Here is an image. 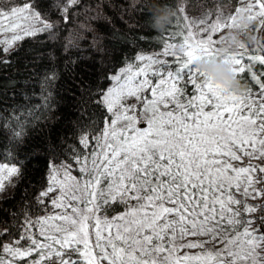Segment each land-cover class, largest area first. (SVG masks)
<instances>
[{
	"label": "snow or ice",
	"instance_id": "obj_1",
	"mask_svg": "<svg viewBox=\"0 0 264 264\" xmlns=\"http://www.w3.org/2000/svg\"><path fill=\"white\" fill-rule=\"evenodd\" d=\"M185 3L177 0L175 22L158 29L159 51L137 55L109 77L110 86L94 102L111 115L92 136V148L72 157L75 168H52L40 193L56 192L48 204L58 211L27 219L10 243L0 240V264H46L53 257L57 264H264V230L253 227L250 216L260 206L248 203L264 197L257 187L264 184V167L232 163L264 158V69L256 67L264 66V44L250 50L242 43L222 57L244 81L242 93L227 92L195 63L217 57L225 29L245 33L255 24L264 39V0L202 6L195 16L185 13ZM5 4L0 35H10L0 39L4 52L52 28L35 0ZM56 78L55 72L46 77ZM129 97L140 101L139 112L126 103ZM22 135L21 125L14 136ZM80 143L88 148L87 134ZM19 171L11 154L0 162V190ZM117 202L126 205L123 213L100 215ZM188 236H208L223 247L176 257L180 247L207 243L177 246Z\"/></svg>",
	"mask_w": 264,
	"mask_h": 264
},
{
	"label": "trees",
	"instance_id": "obj_2",
	"mask_svg": "<svg viewBox=\"0 0 264 264\" xmlns=\"http://www.w3.org/2000/svg\"><path fill=\"white\" fill-rule=\"evenodd\" d=\"M62 3L35 0L52 28L23 38L8 52L0 46V162L11 154L20 168L11 191L0 192V240L4 243L22 234L27 219L35 221L53 213L49 196L40 197L48 185L50 162H72L73 156L91 148L92 136L110 116L94 101L126 62L139 52L160 50V29L151 20L154 9L177 8V0H78L64 15ZM255 26H250L251 34L262 43L253 31ZM241 39L250 50L257 47L247 42L246 35ZM53 72L57 78L46 79ZM242 75L255 88L248 73ZM21 125L23 135L16 138L14 132ZM84 134L88 148L80 143Z\"/></svg>",
	"mask_w": 264,
	"mask_h": 264
},
{
	"label": "rangeland",
	"instance_id": "obj_3",
	"mask_svg": "<svg viewBox=\"0 0 264 264\" xmlns=\"http://www.w3.org/2000/svg\"><path fill=\"white\" fill-rule=\"evenodd\" d=\"M9 2L10 3H13V2L14 3H18L15 0H9ZM216 3H220L222 5H229L230 4L234 8L236 6V4H237V0H186V3L184 5L185 13L188 14V15H193V16L199 15L200 12L203 10L202 6L211 8ZM0 5L7 6L5 4V0H0ZM71 5L72 4L68 3V0H63V3H62L61 8H60L61 13L65 15L67 12L64 13L63 9L65 7H67V9H68V7L71 6ZM228 31L229 30L225 29L223 32L219 33L218 35L219 36H224L225 33H227ZM232 31H238V30H232ZM261 32L264 33V29H261ZM6 35H10V34H2V35H0V39H3ZM261 42H262V44H264V39H261ZM153 51H155V50H152L150 52H153ZM140 54L148 55V54H152V53H148L147 52V54H146V52H139L137 55H140ZM124 66H125V64L123 66H121V67H124ZM116 72H114L113 75ZM110 84H111V82H110ZM110 84L108 85V87L110 86ZM143 95H148V93H144ZM126 103L136 106L137 112H139L140 101H138L135 97H129L127 99ZM119 126L120 125L118 124L117 127H119ZM137 126L138 127H144L145 125L143 123H139ZM92 146H91V148H92ZM90 149H88L87 151H89ZM232 163H233V165L235 167H244V166H247L249 163L264 167V158L250 160L249 157L245 156L242 161H233ZM62 164H72L73 168H75V165H74L73 161L72 162H64V163H53V162H50V164H49V172L47 174L48 175V185L46 186V188L49 186L50 176L52 174V168L55 167V168L59 169L60 172L62 173L63 172V168L60 167ZM72 175H77L78 176L79 173L76 172V171H73ZM257 175H259V173ZM16 176L17 175L12 176L10 181H5L4 188L2 190H0V192L2 194H7V193H9L11 191ZM257 187L258 188H264L262 184L257 185ZM50 196H51V198H54V197L57 196V193L56 192L50 193L49 194V199H50ZM237 198L238 199H243V197L240 196L239 193H237ZM251 201H256V202H251ZM130 203L131 204H135V201H131ZM248 203L250 205H258V206H260V207H257L256 210L253 212V214L256 213V215H253V216L251 215V218L254 220L253 227H259L262 230H264V220L261 219L262 217H264V197H261L259 199H255V200L249 199ZM125 207H126V205L121 204L119 202L113 203L111 205L105 206V208H102L100 210V215H105L106 214L109 218H111V217H113L115 215L123 213V211L125 210ZM53 211H58V210H53ZM44 216H46V214H44V215H42L40 217H44ZM209 240H210V238L208 236H188L184 240L178 239L176 241V243H177V246H179V245H183V244L188 243V242H207ZM222 247H223L222 244H216V242H214V241L204 243V247L203 248L197 247V248H191L190 249V248H186V247H180L179 251L176 252V257H183L185 254H188V255L200 254V253H202L205 250H213L214 251L217 248H222ZM50 261L57 262L56 258L53 257L51 260L46 261V264H48Z\"/></svg>",
	"mask_w": 264,
	"mask_h": 264
},
{
	"label": "clouds",
	"instance_id": "obj_4",
	"mask_svg": "<svg viewBox=\"0 0 264 264\" xmlns=\"http://www.w3.org/2000/svg\"><path fill=\"white\" fill-rule=\"evenodd\" d=\"M176 16V10L168 6H157L152 13V24L154 28L163 30L168 24L173 22ZM242 35H246L247 42L250 44H259L260 42L251 34L250 29L246 33L241 31H229L222 37L223 43L220 46V51L216 58L208 59L202 57L195 61L196 65L203 71L210 74L212 80L219 84L230 93H242L244 85L239 80L236 73L233 71L231 64L223 62V55L226 52H238L240 45L245 43L241 39Z\"/></svg>",
	"mask_w": 264,
	"mask_h": 264
},
{
	"label": "water",
	"instance_id": "obj_5",
	"mask_svg": "<svg viewBox=\"0 0 264 264\" xmlns=\"http://www.w3.org/2000/svg\"><path fill=\"white\" fill-rule=\"evenodd\" d=\"M263 185V187H264V184H262ZM48 264H57V262H55V261H50Z\"/></svg>",
	"mask_w": 264,
	"mask_h": 264
}]
</instances>
